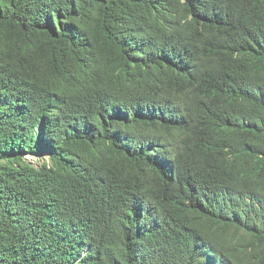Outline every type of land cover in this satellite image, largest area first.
<instances>
[{
  "label": "trees",
  "instance_id": "1",
  "mask_svg": "<svg viewBox=\"0 0 264 264\" xmlns=\"http://www.w3.org/2000/svg\"><path fill=\"white\" fill-rule=\"evenodd\" d=\"M0 264H264V0H0Z\"/></svg>",
  "mask_w": 264,
  "mask_h": 264
},
{
  "label": "rangeland",
  "instance_id": "2",
  "mask_svg": "<svg viewBox=\"0 0 264 264\" xmlns=\"http://www.w3.org/2000/svg\"><path fill=\"white\" fill-rule=\"evenodd\" d=\"M27 159L31 160L32 162H35L36 160L42 161L40 158H37L36 156L32 155H27ZM45 159L47 160V157H45Z\"/></svg>",
  "mask_w": 264,
  "mask_h": 264
}]
</instances>
